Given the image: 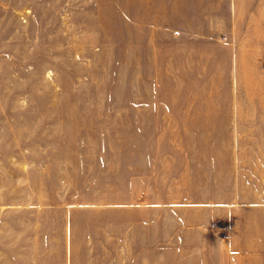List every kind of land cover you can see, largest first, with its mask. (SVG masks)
Segmentation results:
<instances>
[{
	"label": "rangeland",
	"instance_id": "1",
	"mask_svg": "<svg viewBox=\"0 0 264 264\" xmlns=\"http://www.w3.org/2000/svg\"><path fill=\"white\" fill-rule=\"evenodd\" d=\"M226 143L264 144V0H0V264Z\"/></svg>",
	"mask_w": 264,
	"mask_h": 264
},
{
	"label": "crops",
	"instance_id": "2",
	"mask_svg": "<svg viewBox=\"0 0 264 264\" xmlns=\"http://www.w3.org/2000/svg\"><path fill=\"white\" fill-rule=\"evenodd\" d=\"M176 168L162 200L143 182L126 200L122 195L101 205L52 207V252H44L37 223L29 235L35 253H21L14 262L245 264L255 258L264 264V254L254 257L249 241L254 233L264 251V144L218 145L210 159L200 153ZM81 213L93 217L83 229L75 222ZM5 260L13 262L11 255Z\"/></svg>",
	"mask_w": 264,
	"mask_h": 264
}]
</instances>
